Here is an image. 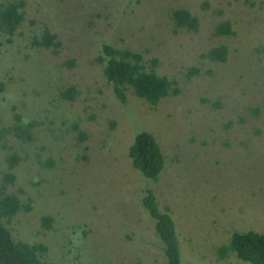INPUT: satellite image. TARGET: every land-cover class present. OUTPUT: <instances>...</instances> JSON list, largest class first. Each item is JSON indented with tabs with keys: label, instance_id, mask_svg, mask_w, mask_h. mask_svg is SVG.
Listing matches in <instances>:
<instances>
[{
	"label": "rangeland",
	"instance_id": "1",
	"mask_svg": "<svg viewBox=\"0 0 264 264\" xmlns=\"http://www.w3.org/2000/svg\"><path fill=\"white\" fill-rule=\"evenodd\" d=\"M24 1L26 19L0 48V185L23 205L6 224L14 237L44 243L46 264H164L141 203L152 189L170 209L183 264H249L217 247L235 230L264 232V0ZM177 8L198 16L197 31L175 27ZM225 21L233 32L214 34ZM45 26L56 53L33 45ZM103 43L155 58L179 92L156 105L130 91L120 101L94 61ZM221 44L225 61L201 57ZM69 86L77 93L63 98ZM17 121H34L32 140L5 130ZM141 130L165 155L157 180L128 157Z\"/></svg>",
	"mask_w": 264,
	"mask_h": 264
},
{
	"label": "trees",
	"instance_id": "2",
	"mask_svg": "<svg viewBox=\"0 0 264 264\" xmlns=\"http://www.w3.org/2000/svg\"><path fill=\"white\" fill-rule=\"evenodd\" d=\"M25 5L24 0H0V48L2 44L12 41L17 29L26 19ZM171 18L176 28L194 32L199 29L198 16L187 8L172 10ZM232 32L231 25L227 21L217 24L214 30L216 35ZM33 45L51 48L56 53L61 42L57 39V35L45 26L40 37L33 39ZM227 54V46L221 44L210 48L201 54V57L223 62ZM94 61L101 65L106 82L111 86L113 94L122 102L126 100L127 91L151 105H156L163 98L179 92L176 80L159 74L156 70V59H146L140 51L103 43ZM63 64L71 66L73 60H66ZM196 72L197 70L190 69L187 75ZM4 90L5 82L0 79V95ZM76 93L74 86H69L61 91V96L72 99ZM33 124L34 121L24 123L17 121L5 130H13L17 138L27 142L33 139L30 131ZM128 157L133 168L147 179L157 180L164 169L165 155L156 138L149 131L141 130L134 135L128 146ZM19 160L14 153L7 157L9 170L3 174L4 182L12 183L13 169ZM141 203L154 221V233L162 244L165 256L164 264H183L178 232L169 207L167 205L160 207L152 189L144 190ZM22 206L16 194H7L5 184L0 185V264H46L43 257L48 247L44 243H30L16 238L6 225ZM51 221L50 216L41 217L44 227L50 228ZM230 253L249 264H264V232L233 231L227 243L217 247V254L221 258H225Z\"/></svg>",
	"mask_w": 264,
	"mask_h": 264
}]
</instances>
